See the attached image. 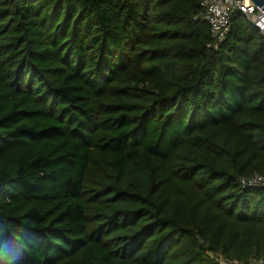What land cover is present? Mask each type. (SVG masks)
<instances>
[{"label":"trees","instance_id":"16d2710c","mask_svg":"<svg viewBox=\"0 0 264 264\" xmlns=\"http://www.w3.org/2000/svg\"><path fill=\"white\" fill-rule=\"evenodd\" d=\"M203 0H0V264L264 259V36Z\"/></svg>","mask_w":264,"mask_h":264},{"label":"built area","instance_id":"2783aa9c","mask_svg":"<svg viewBox=\"0 0 264 264\" xmlns=\"http://www.w3.org/2000/svg\"><path fill=\"white\" fill-rule=\"evenodd\" d=\"M202 18L207 21L210 28V35L213 39L209 47L217 49L226 40L231 28L230 18L237 11L241 13L250 24H252L262 35L264 31V11L250 0H243L239 3L235 0H203ZM245 187H259L264 189V176L253 175L249 179H242ZM219 264H242L238 261L218 258ZM249 264H264V259L252 260Z\"/></svg>","mask_w":264,"mask_h":264},{"label":"water","instance_id":"95a60500","mask_svg":"<svg viewBox=\"0 0 264 264\" xmlns=\"http://www.w3.org/2000/svg\"><path fill=\"white\" fill-rule=\"evenodd\" d=\"M235 1L239 3L240 1H243V0H235ZM250 1L254 3L255 5H257L262 11H264V0H250ZM262 36H264V31H263Z\"/></svg>","mask_w":264,"mask_h":264}]
</instances>
